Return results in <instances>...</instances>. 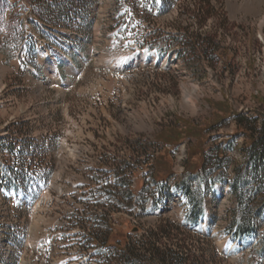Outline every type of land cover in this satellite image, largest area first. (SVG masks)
<instances>
[{
    "label": "rangeland",
    "instance_id": "1",
    "mask_svg": "<svg viewBox=\"0 0 264 264\" xmlns=\"http://www.w3.org/2000/svg\"><path fill=\"white\" fill-rule=\"evenodd\" d=\"M130 8L0 0V264H128L109 245L138 243L160 216L195 229L182 234L193 251L228 255L208 264H264V203L232 192L248 163L234 112L263 121L264 0ZM179 39L200 53L183 58ZM215 101L233 111L208 133L225 159L208 150L186 173V137L170 149L172 177L155 181L156 134L177 118L202 124Z\"/></svg>",
    "mask_w": 264,
    "mask_h": 264
},
{
    "label": "trees",
    "instance_id": "2",
    "mask_svg": "<svg viewBox=\"0 0 264 264\" xmlns=\"http://www.w3.org/2000/svg\"><path fill=\"white\" fill-rule=\"evenodd\" d=\"M125 1L130 3V9H132L133 12L139 9L140 0ZM185 31L184 29L182 33L180 32L183 37L186 36ZM174 37L168 36L167 39L172 40ZM178 41L180 43V51L183 58L194 59V57L200 53V51L197 53L195 44H191L183 39H179ZM261 104L264 107V101H261ZM212 107V117L202 124L196 125L187 120L183 121L177 118L173 123L162 128V130L156 134L155 141L163 144L164 148L153 159L152 175L155 181H159L160 179L166 180L172 177V163L171 159H169L170 150L167 146L176 147L186 137L192 139L186 153L184 168L186 173L196 174L207 166L209 159L207 155L208 150L213 151L216 149L217 157L225 159L219 145L207 146V142L210 139L208 133L216 129L218 125L223 124L233 111L229 109L225 101H215L212 103ZM234 113L237 120L235 133L244 136L248 163L245 168V176H240L241 179L239 176L237 177L232 185V192L238 198L239 206H242L245 202L248 204V199L252 200L251 197L247 199L251 193L256 197H260V201L264 203V114L260 129H255L254 126H247V124H252L255 120L246 118L242 113ZM180 124H183V126L180 127ZM128 192L131 196L135 195L132 191ZM146 192L147 190L142 189V192L138 193L137 196L145 200ZM191 219L195 220V217H191ZM249 224L250 221L245 218L241 227L248 228ZM183 232L189 233L196 231L193 228H187L175 221L173 222L172 220L164 219L160 216L159 221L153 228L144 230L143 239L138 243L131 241V239L122 243L119 239L114 245L110 244L109 249L111 252L119 254L128 264H141L145 261L151 263L155 262L157 264H208L207 262L210 263L211 259L214 260L221 256L223 259L228 257V255L221 251H216L215 249H212V251L210 250L208 253L206 250L202 249V247H198V251H193V249L188 248L185 242L186 236H182ZM240 233H248V231ZM111 234L112 231L108 232L106 243L109 242ZM160 235L168 237L172 243L171 246L163 247L162 245L157 246V243H151L152 241L158 242ZM257 235L259 241L264 240L262 233H257ZM203 238L206 239L207 235H204Z\"/></svg>",
    "mask_w": 264,
    "mask_h": 264
},
{
    "label": "bare ground",
    "instance_id": "3",
    "mask_svg": "<svg viewBox=\"0 0 264 264\" xmlns=\"http://www.w3.org/2000/svg\"><path fill=\"white\" fill-rule=\"evenodd\" d=\"M186 91H188V90H186Z\"/></svg>",
    "mask_w": 264,
    "mask_h": 264
}]
</instances>
